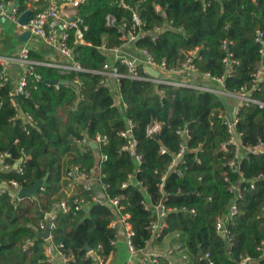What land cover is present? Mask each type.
<instances>
[{
	"label": "trees",
	"instance_id": "trees-1",
	"mask_svg": "<svg viewBox=\"0 0 264 264\" xmlns=\"http://www.w3.org/2000/svg\"><path fill=\"white\" fill-rule=\"evenodd\" d=\"M126 2L130 8L117 0H89L78 7L77 14L87 28L85 43L75 45V59L88 71L61 74L55 67L38 65L36 70L43 80L29 78L30 94L17 97L18 108L9 96L13 85L0 88V153L10 151L13 155L12 167L1 172L2 179H14L24 187L49 174L35 197L13 200L7 194L0 195V264H52L46 254L48 241L38 237V225L58 200L64 159L69 153L73 154L71 163L87 171L100 166L107 192L119 196L125 205L123 212L130 214L136 247L144 248L151 236L148 225L153 217L143 201L147 195L153 201L160 199L161 177L180 150L177 131L185 127L191 134L185 163L179 162L164 184L166 203L178 210L168 214L163 235L171 245H180L182 254L178 256L176 249V255H186L182 264H208L204 258L208 252L214 264H237L246 255L264 264V178L251 186L256 176L264 174V154L246 153L259 139L264 140V106L251 103L239 114L237 130L242 133L243 146L240 172L246 180L241 182L244 194L238 201V213L227 220L230 242L217 231L216 218L228 213L233 198L226 177L231 182H240L242 177L227 164L235 158V147L229 145L227 151L222 148L231 133L220 117L225 107L219 96L195 87L125 76L120 85L122 104L116 100L113 86L101 82L105 76L101 71L111 62L112 49L122 45L123 31L132 28L136 11L144 25L135 29L139 35L135 45L147 50L157 62L165 60L168 68H180L187 54L198 49L200 74L218 77L226 73L224 58L232 54L237 63L225 81L226 89L251 87L253 75L264 70L262 44L256 40L259 29L264 33V0ZM21 8H26L25 0H21ZM108 15L116 18L115 25L107 24ZM165 25L154 39L152 30ZM31 56L43 58L35 51ZM115 64L127 73L121 60ZM56 79L69 82L56 88L49 83ZM253 96L264 102V76ZM19 111L22 117L11 120ZM128 119L135 124L133 136L143 156L137 179L148 194L141 187L122 186L137 165L132 153L122 150L130 142L120 134L127 128ZM154 120L162 123V130L150 137L146 128ZM98 134L106 135L107 141L97 147L89 145L82 150L76 144L78 138L95 139ZM22 157L20 171L14 164ZM93 193L82 189L69 203L74 206L78 197L91 199ZM117 218L113 208L96 201L79 211L59 212L52 241L63 244L61 250L69 258L66 264H95L98 256L107 259L115 250L112 240L117 239L119 229L111 227V222ZM28 239H34V244L23 250ZM160 264H168V260L162 258Z\"/></svg>",
	"mask_w": 264,
	"mask_h": 264
},
{
	"label": "built area",
	"instance_id": "built-area-1",
	"mask_svg": "<svg viewBox=\"0 0 264 264\" xmlns=\"http://www.w3.org/2000/svg\"><path fill=\"white\" fill-rule=\"evenodd\" d=\"M87 1L89 0H25V9L21 8V0H2L0 2V23H11L18 33H22L28 30L31 31V36L39 37L45 44L59 51L68 60L63 64L54 63L51 61H37L32 58L31 49L28 45L22 46L17 54L14 55H5L0 53V88L10 83L13 85L12 89L9 92V96L16 108H18L17 97L21 95L29 96L30 94L27 90L29 78L32 76L38 82L43 80L42 75L36 70L38 65L55 67L61 74H68L72 71H88L87 68L82 66L81 63L78 62L73 56V53L76 52L75 45L77 43H85L84 30L87 28V26L85 24V20L77 14V9L82 3ZM117 1L121 6L130 8V5L126 2V0ZM68 6L75 9L76 12H74L73 14L66 13L65 8ZM28 9H31L32 13L28 20V23L26 25H22L19 22V18L21 14ZM133 21L134 23L132 28L123 31L122 45L112 49V52L116 54L118 60H121L122 64L126 66L127 73L125 74L121 72L116 64L110 65V63H107L104 66V69L101 71V73L105 75L101 82H107L109 85L115 86L118 103L123 104V98L120 91L121 78L129 76L134 79L153 80L158 83H167L177 86H189L202 90L212 91L215 92L218 96H225L232 109L231 118L228 116L226 109L225 112L220 113V117L224 119V122L227 124L229 132L231 133L229 141L224 142L222 144V148L224 151H227L229 149V145H233L235 147V158L228 161L227 164L228 166L233 168L234 171L240 173L242 179L240 180V182H231L230 178L226 177V180L230 182L228 189L233 194V198L229 206L228 213L226 215H219L216 218L217 231L231 242L232 235L227 226V220L229 217H232L238 213V201L243 198L244 194L241 182L246 180L243 173L240 172V161L243 153V146L240 143L242 133L237 130V125L240 119L239 114L244 106L250 105L251 103L259 104L261 107L264 106V102L257 100L253 96V91L259 85V81L262 79V76H264V70L259 69L253 75V83L251 87L244 85L238 89L227 90L225 81L227 77L233 75L234 65L235 63H237V61L233 58V55L228 54L224 58L227 70L223 76H212L210 73L203 74L207 80L217 82L220 85L219 87L199 86L176 81L174 79H171L169 77V74L182 71L191 72L193 74L200 73L199 64L197 62V58L199 56L198 49L192 50L187 54V58L180 68H168L165 60L159 63L147 50L141 49L142 54L145 56V64H139L136 58L123 52L125 48L133 45L138 40L139 35L136 33L135 29H142L144 25L142 19L136 11H134L133 13ZM107 24L111 26L115 25L116 18L112 15H108ZM123 27H126L125 23L123 24ZM165 27L166 25L156 26L152 30L153 38L155 39ZM256 40L262 44L260 51L264 55V33L260 29L257 31ZM223 46L224 48L227 47L226 40L224 41ZM103 47H105V45ZM14 65L18 68V75L16 80H13L11 76V68ZM140 65H142V69L140 68ZM150 68L157 70L161 74V76L152 74L150 72ZM148 73H150L151 76H148ZM74 82L76 84L80 83L78 79H75ZM53 84L56 86V88H59L62 83L58 82ZM124 107L127 108V105L125 103ZM22 115V112L19 111L11 120H16L17 118L22 117ZM25 116H27V118L31 120V116ZM134 127L135 124L132 119H128L127 128L120 132L123 137L130 139L129 143L123 145L122 150H129L134 156L137 163L135 171L128 175V178L123 182L122 186L125 188L134 185L143 188L147 193V189L144 186L143 182L137 179V173L141 169L143 156L137 151L138 141L133 136ZM161 130L162 123L155 120L148 124L146 128L147 135L150 137L158 135ZM177 133L181 137L180 150L173 157L167 171L161 177V181L159 183L161 197L159 200L153 201L152 198L147 195L146 199H144L143 201L145 208L152 212L153 217L148 225L151 236L146 241V246L144 248L138 249L136 247L133 241L135 232L131 223L129 222L130 214L123 212V210L125 209V205H123L122 200L119 196H112L107 192L108 185L103 180L105 175L102 173L101 168H99V177H96L97 167H92L89 171H87L86 169L81 168L79 165L71 164V166H68L63 170L62 178L66 177L74 182L81 181L82 189L90 192H95V185L93 181L95 179H99L104 198L101 199L96 193H93L91 199H86L85 197L75 198L74 206L70 205L69 200L71 197L77 195L78 193L70 192L69 197L67 196L65 198H58V200L54 203L53 208L50 211H46L42 219L39 221L38 232H45L47 229H49L50 237L46 240H52L53 230L56 228L55 220L59 212L68 213L72 210V208L75 211H79L92 202H101L103 204H110L118 214V218L114 219L111 222V227H116L119 229V223H123V225L125 226V235L129 250L131 252V257L136 258V260L132 258L131 260L126 261L124 264H134V261H137V264H160L162 258H166L168 260V264L184 263L186 255L178 257L176 255L177 247L175 245L169 244L163 249L154 246V243L157 240L164 238L163 232L167 227L166 218L168 214L172 211L178 210L177 207L169 206L166 203L164 184L169 172L175 169L178 166L179 162L185 163L183 157L185 152L187 151V144L191 139V134L187 127L179 129ZM105 141H107V136L98 134L95 139H89L88 137L78 138L76 139V144H78L83 150L86 146L95 144L98 145L100 142ZM161 151L165 153L166 149L162 147ZM250 152L253 154H264V140L259 139L255 146L247 148L246 153ZM12 158L13 155L10 151H4L0 153V195L7 194L13 200H18L20 199L19 191L22 186L14 179L5 180L1 177V172L11 169L12 163L10 162V160ZM104 158L105 156L102 157V159ZM22 160H24V157H22V159L19 161ZM14 167L19 168L20 171L22 170L17 162L14 164ZM179 172L182 173L181 170ZM261 178H264V174H259L258 176H256L253 179V183L251 184V186L255 187V181ZM191 212L195 213V209H192ZM33 244L34 239H28L23 244V250L29 249ZM116 244L117 239L112 240V245L115 246ZM57 246L61 249V246H63V244ZM62 254L64 256L65 263H67L69 261V258L63 252ZM204 258L208 260V264H214V262L210 260L209 252L206 253ZM49 260L52 264H56L54 260L50 258ZM105 263L106 259L98 256L95 264ZM254 263V259L251 256L246 255L243 256L237 264Z\"/></svg>",
	"mask_w": 264,
	"mask_h": 264
},
{
	"label": "crops",
	"instance_id": "crops-1",
	"mask_svg": "<svg viewBox=\"0 0 264 264\" xmlns=\"http://www.w3.org/2000/svg\"><path fill=\"white\" fill-rule=\"evenodd\" d=\"M65 11L68 14H73L74 12H76L75 9L70 8L69 6L65 8ZM3 25H4V22H1L0 23V35H2L4 27H7V28L9 27V26H6V25L3 26ZM12 30H13V33H15L14 36L13 35L12 36H5V37L0 36V53L5 54V55H14V54H17V52L19 51V49L22 46L28 45L30 47L31 51L38 52L39 54H41L43 56L42 59L34 58L37 61H51L54 63H62V64L66 63L68 61L67 58L63 54H61L59 51H57L53 47L45 44L39 37L31 36V38L28 41L21 42L17 38V36L20 33H18L14 27L12 28ZM135 44L128 46L127 48H125L123 50V52H125L128 55L136 58L138 60L139 64H145V56L142 54L141 49L137 48ZM117 60H118V58H117L116 54L113 53L111 56L110 65H114ZM17 75H18V68H17V66L14 65L11 68L12 79L16 80ZM169 77L171 79L176 80V81L188 83V84H193V85L211 86V87H219L220 86L215 81L207 80L204 77V75L200 74V73H194L193 74L191 72L182 71V72H176L173 74H169ZM113 88L115 91L116 89H115L114 85H113ZM115 95L117 97L116 91H115ZM72 156H73V154L69 153L65 157L63 170L65 168H67L68 166H71ZM95 167H97L96 168V177L98 178L100 175V170H99L100 166H95ZM81 183H82L81 181L80 182H74L71 179L63 177L61 179V188L56 195L57 198H65L67 196L69 197L70 192H75V193L81 192L82 191V184ZM93 183L95 185V193L101 199H103L104 197H103V193H102V189L100 186L99 179H95L93 181ZM91 204L92 203L88 204L87 207H89ZM119 225H120L119 232L121 230H123L125 233L126 229H125V226L123 225V223H119ZM119 232H118L117 244L115 245V250L112 251L110 253V255L107 257L105 264H124L126 261H129L133 258V257H131V252H130L128 244H127L126 235H125V242L122 245L121 241H120V233ZM165 240H167V244L163 242ZM47 241H48V245L46 246L47 256L50 259L54 260L56 264H66L61 249L56 244H54L52 240H47ZM169 244H170V242H169L168 237L164 236V238H162V240H160V241L157 240L154 243V246L157 248L163 249ZM133 259L136 260V258H133ZM134 264H137V261H134ZM254 264H258V263L255 262Z\"/></svg>",
	"mask_w": 264,
	"mask_h": 264
},
{
	"label": "water",
	"instance_id": "water-1",
	"mask_svg": "<svg viewBox=\"0 0 264 264\" xmlns=\"http://www.w3.org/2000/svg\"><path fill=\"white\" fill-rule=\"evenodd\" d=\"M218 1L222 2V0H218ZM31 13H32L31 9H28L25 12H23L21 14L20 18H19V22L22 25H26L28 23V20L30 18ZM17 38L21 42H26V41H28L31 38V31H29V30L28 31H24V32L20 33L17 36ZM73 56L76 57V52L73 53ZM150 72L152 74L156 75V76H161V74L157 70H154L153 68H150ZM58 82H60L62 84L63 83L66 84L69 81L66 80V79H56V80H50L49 81V83H58ZM110 83H111V81H110ZM219 98L223 102L228 116L231 118L232 117V109H231V107H230V105H229V103L227 101V98L225 96H219ZM93 146L97 147V144H95ZM246 155L247 154H245V156ZM20 162L21 161H18L17 163L20 165ZM48 175L49 174H46V176H44L43 178L37 179L33 184H31L29 186L21 187V189L19 191V198L23 199V198H26V197H35V196H37L39 191L44 188V186L46 184V181H47V178H48ZM107 205L110 208H112L110 204H107ZM38 237H42L44 239H48L50 237V230L47 229L45 232H38ZM89 250H91V249H89Z\"/></svg>",
	"mask_w": 264,
	"mask_h": 264
},
{
	"label": "rangeland",
	"instance_id": "rangeland-1",
	"mask_svg": "<svg viewBox=\"0 0 264 264\" xmlns=\"http://www.w3.org/2000/svg\"><path fill=\"white\" fill-rule=\"evenodd\" d=\"M9 26L8 28L7 27H4V29H3V33H2V35H0V36H14L15 35V33H13V30H12V24L11 23H9V22H6V23H4V25L3 26ZM120 241H121V244L123 245L124 244V242H125V233H124V231L123 230H121L120 232ZM164 243H166L167 244V240H165V241H163ZM177 251H178V256H180L181 254H182V251H181V247H180V245L178 244L177 246Z\"/></svg>",
	"mask_w": 264,
	"mask_h": 264
}]
</instances>
